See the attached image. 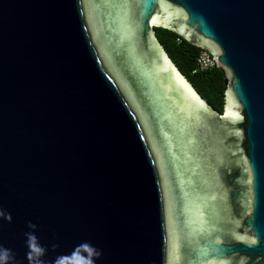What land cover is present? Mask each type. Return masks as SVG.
<instances>
[{"label": "water", "instance_id": "95a60500", "mask_svg": "<svg viewBox=\"0 0 264 264\" xmlns=\"http://www.w3.org/2000/svg\"><path fill=\"white\" fill-rule=\"evenodd\" d=\"M0 213L10 264H264V0H0Z\"/></svg>", "mask_w": 264, "mask_h": 264}, {"label": "trees", "instance_id": "16d2710c", "mask_svg": "<svg viewBox=\"0 0 264 264\" xmlns=\"http://www.w3.org/2000/svg\"><path fill=\"white\" fill-rule=\"evenodd\" d=\"M156 34L182 73L199 93L217 109L222 108L228 79L225 71L215 66L207 70L196 69V57L202 50L171 29L156 27Z\"/></svg>", "mask_w": 264, "mask_h": 264}, {"label": "built area", "instance_id": "2783aa9c", "mask_svg": "<svg viewBox=\"0 0 264 264\" xmlns=\"http://www.w3.org/2000/svg\"><path fill=\"white\" fill-rule=\"evenodd\" d=\"M215 66H217L216 62L210 52L205 49H202L196 57V69L193 72L197 70L211 69Z\"/></svg>", "mask_w": 264, "mask_h": 264}, {"label": "clouds", "instance_id": "9594fccd", "mask_svg": "<svg viewBox=\"0 0 264 264\" xmlns=\"http://www.w3.org/2000/svg\"><path fill=\"white\" fill-rule=\"evenodd\" d=\"M14 257L11 254V250L0 246V264H10Z\"/></svg>", "mask_w": 264, "mask_h": 264}, {"label": "flooded vegetation", "instance_id": "af4514ba", "mask_svg": "<svg viewBox=\"0 0 264 264\" xmlns=\"http://www.w3.org/2000/svg\"><path fill=\"white\" fill-rule=\"evenodd\" d=\"M186 76V75H185ZM190 81V80H189ZM191 82V81H190ZM194 86V85H193ZM195 87V86H194ZM198 91V90H197ZM199 92V91H198ZM225 98V97H224ZM206 99V98H205ZM206 101L209 103V101L206 99ZM210 105H211V103H209ZM211 106H213V105H211ZM223 106H224V102H223V104H222V108L221 109H217V108H215L214 106V108L216 109V110H218L221 114H223L224 113V109H223ZM235 172H232V173H230V174H234ZM220 174H228L227 172H221Z\"/></svg>", "mask_w": 264, "mask_h": 264}, {"label": "snow or ice", "instance_id": "6c2138e0", "mask_svg": "<svg viewBox=\"0 0 264 264\" xmlns=\"http://www.w3.org/2000/svg\"><path fill=\"white\" fill-rule=\"evenodd\" d=\"M0 215H2V213H0ZM38 251V250H37Z\"/></svg>", "mask_w": 264, "mask_h": 264}]
</instances>
